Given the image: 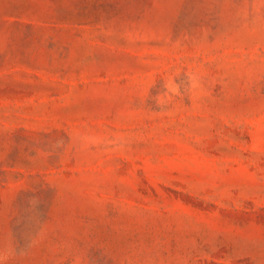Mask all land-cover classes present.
I'll return each mask as SVG.
<instances>
[{
	"label": "rangeland",
	"instance_id": "1",
	"mask_svg": "<svg viewBox=\"0 0 264 264\" xmlns=\"http://www.w3.org/2000/svg\"><path fill=\"white\" fill-rule=\"evenodd\" d=\"M0 264H264V0H0Z\"/></svg>",
	"mask_w": 264,
	"mask_h": 264
}]
</instances>
